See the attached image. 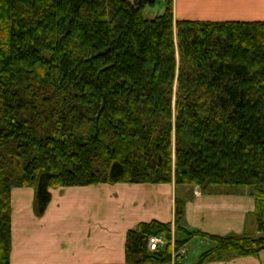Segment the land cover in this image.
<instances>
[{
  "label": "trees",
  "instance_id": "obj_1",
  "mask_svg": "<svg viewBox=\"0 0 264 264\" xmlns=\"http://www.w3.org/2000/svg\"><path fill=\"white\" fill-rule=\"evenodd\" d=\"M162 1L149 20L156 0H0V264L16 188L42 217L53 189L249 187L252 233L173 240L172 224L141 223L126 262L169 264L196 237L214 243L197 264L264 251V21H177ZM154 236L169 244L150 252Z\"/></svg>",
  "mask_w": 264,
  "mask_h": 264
},
{
  "label": "crops",
  "instance_id": "obj_2",
  "mask_svg": "<svg viewBox=\"0 0 264 264\" xmlns=\"http://www.w3.org/2000/svg\"><path fill=\"white\" fill-rule=\"evenodd\" d=\"M174 13L177 21L263 22L264 0H174ZM222 190L213 187L193 195L180 226L221 237L252 233L254 198L231 201L219 196ZM51 196L45 214L36 217L34 190H12L10 264H127V233L152 221L176 228L175 200H183L175 197L174 185L60 188L51 190ZM174 232L173 240L183 239ZM213 247L211 240L194 238L185 246V264H197ZM204 264H264V251Z\"/></svg>",
  "mask_w": 264,
  "mask_h": 264
},
{
  "label": "rangeland",
  "instance_id": "obj_3",
  "mask_svg": "<svg viewBox=\"0 0 264 264\" xmlns=\"http://www.w3.org/2000/svg\"><path fill=\"white\" fill-rule=\"evenodd\" d=\"M163 12H164V2L162 0H156V5L154 7H147L146 8V10H145V17H146V19L151 20V19H154L155 17L161 15ZM101 185H105V184H101ZM141 185H149V184H141ZM169 185H172V186L174 185L175 197H180V198L183 199V200H181V199H179V200H181L185 204V209H186L187 203L188 204L191 203V199H192L193 195L194 196L200 195V191L202 190L198 186L175 185L174 183L169 184ZM94 186H97V185H94ZM154 186H159V185H154ZM218 188L219 189H223L222 192H221V194H219V196L226 197L227 200L233 201V200H236L238 198H241L244 195H246L247 198H249V196L250 197H253V189L252 188H249V187H240L239 186V187H218ZM238 188H243V189H238ZM177 199L178 198H176V200ZM184 217H185V215H184ZM178 223H179V227L177 226ZM178 223L176 224V218H175L176 228L174 227L173 228V231H175L174 233L178 234V236L181 237L182 234L179 232L178 229L179 228H182V227L180 226V222H178ZM172 227H173V225H172ZM154 237H156V236H154ZM158 237H161V236H158ZM162 242H163L162 244L167 243L166 246L169 244L165 239H163ZM171 244H172V247H173L174 246V241H172ZM165 247L163 246L161 249H163ZM176 254H179L180 257L183 258V260L181 261V263L182 264H185V260H186V257L185 256H187V251H186L185 247L182 248V249H180L179 252L176 253ZM176 256L177 255L174 256V263H173V260H172L171 264H175Z\"/></svg>",
  "mask_w": 264,
  "mask_h": 264
},
{
  "label": "built area",
  "instance_id": "obj_4",
  "mask_svg": "<svg viewBox=\"0 0 264 264\" xmlns=\"http://www.w3.org/2000/svg\"><path fill=\"white\" fill-rule=\"evenodd\" d=\"M163 237H151L148 241V250L150 252H158L163 246L165 247L167 243L162 244Z\"/></svg>",
  "mask_w": 264,
  "mask_h": 264
}]
</instances>
